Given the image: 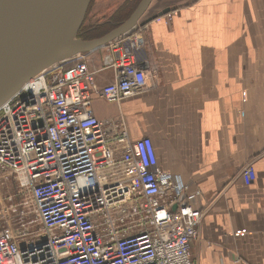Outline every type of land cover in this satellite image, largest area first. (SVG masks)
Listing matches in <instances>:
<instances>
[{
  "label": "built area",
  "instance_id": "2783aa9c",
  "mask_svg": "<svg viewBox=\"0 0 264 264\" xmlns=\"http://www.w3.org/2000/svg\"><path fill=\"white\" fill-rule=\"evenodd\" d=\"M146 31L104 46L111 83L98 87L78 55L0 107V264H195L199 191L158 169L149 138L130 142L90 110L92 93L115 103L146 87ZM238 178L254 180L250 163Z\"/></svg>",
  "mask_w": 264,
  "mask_h": 264
},
{
  "label": "crops",
  "instance_id": "0c3cea01",
  "mask_svg": "<svg viewBox=\"0 0 264 264\" xmlns=\"http://www.w3.org/2000/svg\"><path fill=\"white\" fill-rule=\"evenodd\" d=\"M166 8L136 52L146 87L115 103L92 93L91 113L149 138L158 169L199 191L195 264H264V0H151L140 21ZM108 60L84 54L98 87L114 80Z\"/></svg>",
  "mask_w": 264,
  "mask_h": 264
},
{
  "label": "water",
  "instance_id": "95a60500",
  "mask_svg": "<svg viewBox=\"0 0 264 264\" xmlns=\"http://www.w3.org/2000/svg\"><path fill=\"white\" fill-rule=\"evenodd\" d=\"M150 2L140 0L127 19L102 36L82 39L78 31L90 0H0V107L47 68L102 48L169 12L166 8L139 22Z\"/></svg>",
  "mask_w": 264,
  "mask_h": 264
},
{
  "label": "rangeland",
  "instance_id": "374dc122",
  "mask_svg": "<svg viewBox=\"0 0 264 264\" xmlns=\"http://www.w3.org/2000/svg\"><path fill=\"white\" fill-rule=\"evenodd\" d=\"M122 0H94L91 1L90 7L88 8L85 24L103 22L104 20H109L114 16L118 10H120V4ZM119 13V11H118ZM128 14L122 12L120 17L113 18V23L120 22L122 17H125ZM116 16V15H115ZM4 188H1L3 191Z\"/></svg>",
  "mask_w": 264,
  "mask_h": 264
},
{
  "label": "trees",
  "instance_id": "16d2710c",
  "mask_svg": "<svg viewBox=\"0 0 264 264\" xmlns=\"http://www.w3.org/2000/svg\"><path fill=\"white\" fill-rule=\"evenodd\" d=\"M90 4H91V2H90ZM135 5L132 8L127 9L128 10V14L125 17H122L121 18L122 20L120 22H116V23H113L114 21H112V19L120 17V14L122 15V12L126 13L127 12L126 9H123L121 7L120 10H118L119 13L117 11V13L115 14L116 16L114 15L109 20H104L101 23L97 22V23L85 24V21H86V16H85L84 21H83V23H82V25H81V27H80V29L78 31V37L82 38V39H93V38H97V37L102 36L103 34L107 33L111 29H113L116 26H118L122 21L127 19L128 16L134 10ZM89 7H90V5H89ZM87 11H88V9H87ZM86 15H87V13H86ZM70 64H65L64 68H68L70 66Z\"/></svg>",
  "mask_w": 264,
  "mask_h": 264
},
{
  "label": "flooded vegetation",
  "instance_id": "af4514ba",
  "mask_svg": "<svg viewBox=\"0 0 264 264\" xmlns=\"http://www.w3.org/2000/svg\"><path fill=\"white\" fill-rule=\"evenodd\" d=\"M91 1H94V0H90V2ZM121 2L122 3L120 4V7L119 8L122 7L123 9H126L127 10V9L132 8L136 4L135 7H134V9H135L136 6L138 5V3L140 2V0H122Z\"/></svg>",
  "mask_w": 264,
  "mask_h": 264
}]
</instances>
